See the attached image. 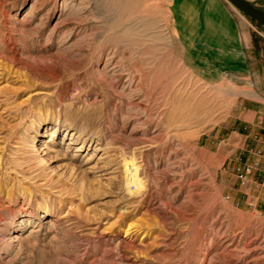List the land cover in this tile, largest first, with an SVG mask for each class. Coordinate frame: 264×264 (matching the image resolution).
<instances>
[{"label": "rangeland", "instance_id": "obj_1", "mask_svg": "<svg viewBox=\"0 0 264 264\" xmlns=\"http://www.w3.org/2000/svg\"><path fill=\"white\" fill-rule=\"evenodd\" d=\"M263 97L227 0H0V264H264Z\"/></svg>", "mask_w": 264, "mask_h": 264}, {"label": "crops", "instance_id": "obj_2", "mask_svg": "<svg viewBox=\"0 0 264 264\" xmlns=\"http://www.w3.org/2000/svg\"><path fill=\"white\" fill-rule=\"evenodd\" d=\"M228 37H232L233 36H227V34H223L221 35V39L222 41H228ZM242 37L240 35L236 36V38H234V41L236 42H243L244 40L241 39ZM231 40V39H230ZM246 42V41H244ZM249 40H247V45L246 44H241L240 46H236L233 47L232 52L235 55H238L240 57H244L245 56V48H247L246 52L247 55H249V57H252L251 52H253V50L251 49L252 47L254 48V46L251 44L249 45ZM251 42V40H250ZM244 115L242 120L247 122L248 124H246L245 122L242 123V125L238 128L241 129V131H243L244 133H248L247 136H252L254 131H258L260 134V143L258 144V146H261L264 148V97L262 101H257L256 104H254V108H249V109H245L243 111ZM257 123V124H256ZM237 130H233L232 132H236Z\"/></svg>", "mask_w": 264, "mask_h": 264}, {"label": "water", "instance_id": "obj_3", "mask_svg": "<svg viewBox=\"0 0 264 264\" xmlns=\"http://www.w3.org/2000/svg\"><path fill=\"white\" fill-rule=\"evenodd\" d=\"M230 2L235 8L246 14L251 19L264 24V11L253 6L249 2L245 0H227Z\"/></svg>", "mask_w": 264, "mask_h": 264}, {"label": "bare ground", "instance_id": "obj_4", "mask_svg": "<svg viewBox=\"0 0 264 264\" xmlns=\"http://www.w3.org/2000/svg\"><path fill=\"white\" fill-rule=\"evenodd\" d=\"M125 167L127 173L128 186L134 185L137 190L142 189L144 187L143 181L140 179L135 165L131 162H126Z\"/></svg>", "mask_w": 264, "mask_h": 264}, {"label": "built area", "instance_id": "obj_5", "mask_svg": "<svg viewBox=\"0 0 264 264\" xmlns=\"http://www.w3.org/2000/svg\"><path fill=\"white\" fill-rule=\"evenodd\" d=\"M243 178V176H241Z\"/></svg>", "mask_w": 264, "mask_h": 264}]
</instances>
